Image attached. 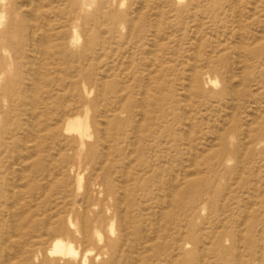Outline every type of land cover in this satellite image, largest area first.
Listing matches in <instances>:
<instances>
[{
	"label": "rangeland",
	"instance_id": "374dc122",
	"mask_svg": "<svg viewBox=\"0 0 264 264\" xmlns=\"http://www.w3.org/2000/svg\"><path fill=\"white\" fill-rule=\"evenodd\" d=\"M83 254L264 264V0H0V264Z\"/></svg>",
	"mask_w": 264,
	"mask_h": 264
},
{
	"label": "bare ground",
	"instance_id": "6f19581e",
	"mask_svg": "<svg viewBox=\"0 0 264 264\" xmlns=\"http://www.w3.org/2000/svg\"><path fill=\"white\" fill-rule=\"evenodd\" d=\"M145 7V6H144ZM238 19V18H237ZM254 43V42H253ZM42 48V47H41ZM38 54V51H37ZM36 55V54H35ZM35 58V57H34ZM38 58V57H37ZM231 80V79H230ZM234 97V95H233ZM144 99V98H143ZM31 102V101H30ZM85 126V125H84ZM31 129V128H30ZM85 129V128H84ZM82 134L80 135V141H79V146L81 147H85V142L83 140V135H85V131H81ZM79 133V132H78ZM30 139V138H29ZM31 141V140H30ZM29 142V141H28ZM77 142V141H76ZM88 143V142H87ZM89 145V144H88ZM129 156V155H128ZM104 157V156H103ZM105 160V159H104ZM17 165V164H16ZM76 177L81 180V175L79 172H75ZM172 185V184H171ZM78 188H80V185L78 186ZM174 188V187H173ZM173 190V189H172ZM174 191V190H173ZM12 192V191H11ZM172 192V191H171ZM170 197V196H169ZM121 213V212H120ZM26 214V213H25ZM23 215V214H22ZM21 215V216H22ZM20 216V219H21ZM60 229H62L61 231H63V233L65 232V234H69L68 231H66L64 229V227L60 226ZM152 240V239H151ZM149 241V240H148ZM146 243V242H145ZM95 246V245H94ZM137 249V248H136ZM49 253L52 255H59L62 257H72V258H76L78 255V250H76L73 245L69 242V241H64L61 238H56L53 243L51 244V247L49 248ZM100 254H97V256ZM13 257V256H11ZM10 259V258H9ZM13 259V258H12ZM80 264H88L87 262V258L86 255H82L79 259Z\"/></svg>",
	"mask_w": 264,
	"mask_h": 264
}]
</instances>
